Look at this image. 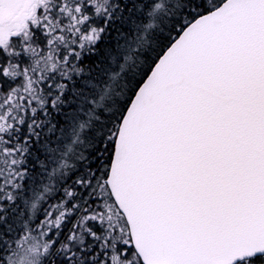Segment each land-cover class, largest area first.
I'll list each match as a JSON object with an SVG mask.
<instances>
[{"label":"snow or ice","instance_id":"1","mask_svg":"<svg viewBox=\"0 0 264 264\" xmlns=\"http://www.w3.org/2000/svg\"><path fill=\"white\" fill-rule=\"evenodd\" d=\"M0 264H264V0H0Z\"/></svg>","mask_w":264,"mask_h":264}]
</instances>
